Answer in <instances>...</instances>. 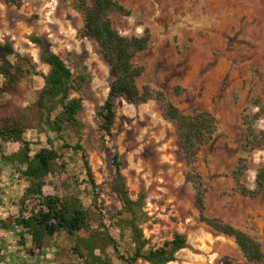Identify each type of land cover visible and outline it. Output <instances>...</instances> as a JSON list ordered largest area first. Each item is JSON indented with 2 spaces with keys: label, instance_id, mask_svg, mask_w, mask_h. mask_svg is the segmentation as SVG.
Instances as JSON below:
<instances>
[{
  "label": "rangeland",
  "instance_id": "374dc122",
  "mask_svg": "<svg viewBox=\"0 0 264 264\" xmlns=\"http://www.w3.org/2000/svg\"><path fill=\"white\" fill-rule=\"evenodd\" d=\"M20 1L18 7L0 0V40H10L16 51L29 55L36 69L46 73L48 66L39 60L40 48L30 40L31 35H37L72 70H86L90 75L81 93L84 109L79 117L86 127L80 143L97 188L92 189L79 153L63 149V167L46 177L44 194L76 190L83 204L118 238L116 221L110 216L119 204L106 184L111 173L108 159L116 150L132 196L141 189L146 193L144 210L149 220L142 227L149 246L161 245L175 231L187 235L188 247L168 264H257L245 259L232 237L214 232L200 220L193 205L194 189L185 180L188 165L182 159L175 129L161 116L155 101L133 104L119 99L114 135L106 137L107 150L100 149L95 110L106 97L109 76L96 43L77 37L82 17L72 8L71 0ZM118 1L131 10L128 16L112 14L121 34L141 35L145 27L151 32L149 48L135 59L145 66L139 86L162 90L185 113L207 109L216 117L217 131L202 147L197 161L208 189L206 215L246 231L264 251V192L253 197L241 195L234 191L231 176L238 160L248 157L243 181L253 189L255 170L264 163V149L247 155L242 147V112L247 108L253 114L257 98L264 103V0ZM43 83L42 76H33L32 89ZM256 126L264 129V118L257 120ZM63 136L69 143L76 140L68 129ZM26 138L33 151L51 141L55 146L62 144L49 131L29 130ZM6 149H14L13 143ZM48 239L47 245L54 250L44 251L40 258L44 263L83 264L63 232ZM25 243L29 244V237ZM110 254L114 264H122Z\"/></svg>",
  "mask_w": 264,
  "mask_h": 264
},
{
  "label": "trees",
  "instance_id": "16d2710c",
  "mask_svg": "<svg viewBox=\"0 0 264 264\" xmlns=\"http://www.w3.org/2000/svg\"><path fill=\"white\" fill-rule=\"evenodd\" d=\"M4 1L18 7L21 5L20 0ZM71 6L82 17L77 37L96 43V51L108 69V91L95 110L100 149L107 150L106 137L114 135L119 99L133 104L155 101L161 116L175 129L182 159L188 165L185 180L194 189L193 205L200 220L214 232L232 237L247 261L264 264V251L256 238L219 217L206 215L208 189L197 169V161L200 150L217 131L215 115L207 109L185 113L162 90L149 85L139 86L138 80L145 66L135 59L149 48L150 29L145 27L141 35H124L115 27L112 18L113 13L128 16L130 9L118 0H71ZM30 40L40 48L39 60L48 66L46 73L36 69L29 55L16 51L10 40H0V160L9 163L27 182L18 202V214L7 216L1 222L2 226L7 228L14 223L21 227L18 243L32 256L43 248L46 238L63 232L71 243L73 254L83 264H114L110 252L122 264H138V261L168 264L175 261L177 253L188 247L187 235L175 231L161 245L149 246L142 227L149 220L144 210L146 193L141 189L135 197L132 196L122 173L123 163L118 151L114 150L108 159L111 173L106 179L108 192L119 204L110 216L116 221L118 238L108 232L89 206L83 204L76 190L44 194L46 177L63 167L60 162L63 149L79 153L92 189L97 188L80 143L86 127L79 117L84 109L81 93L90 75L86 70H72L63 58L45 47L41 37L31 35ZM35 75L42 76L44 81L37 90L32 89ZM253 104L257 107L253 114L247 108L242 112V147L247 155L264 149V129L256 126V121L264 118V103L257 98ZM67 129L76 138L74 143L65 140L63 133ZM29 130L53 132L62 144L55 146L51 141L33 151L32 142L26 138ZM7 142H17V151L5 154L3 149ZM248 169L249 159L242 157L231 176L235 192L253 197L264 192V163L255 170L253 189L243 181ZM27 237L28 245L25 243ZM123 247L126 249L121 251Z\"/></svg>",
  "mask_w": 264,
  "mask_h": 264
},
{
  "label": "crops",
  "instance_id": "0c3cea01",
  "mask_svg": "<svg viewBox=\"0 0 264 264\" xmlns=\"http://www.w3.org/2000/svg\"><path fill=\"white\" fill-rule=\"evenodd\" d=\"M10 143H13L14 149L5 152ZM18 147L17 142H7L3 151L5 154L13 153ZM26 186L27 182L20 173L9 163L0 160V264H46L40 259L42 254L45 250H54L50 249V243L47 245L48 237L40 251L41 254L29 256L23 246L18 243L21 227L12 223L4 228L1 224L7 216L18 214V200ZM45 258L48 259L47 255Z\"/></svg>",
  "mask_w": 264,
  "mask_h": 264
}]
</instances>
